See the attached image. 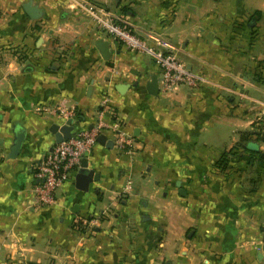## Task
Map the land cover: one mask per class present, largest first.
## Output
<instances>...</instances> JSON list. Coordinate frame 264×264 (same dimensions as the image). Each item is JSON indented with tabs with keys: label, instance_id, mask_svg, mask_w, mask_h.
<instances>
[{
	"label": "crops",
	"instance_id": "crops-1",
	"mask_svg": "<svg viewBox=\"0 0 264 264\" xmlns=\"http://www.w3.org/2000/svg\"><path fill=\"white\" fill-rule=\"evenodd\" d=\"M27 1L0 0V264H264V140L250 142L263 156L215 165L264 116V0H87L145 40L167 39L215 82L158 95L146 89L154 59L113 41L81 0H31L38 19ZM44 104L73 108L77 128L100 120L132 141L121 150L107 131L112 145L97 142L57 201L40 206L33 166L61 124L36 112ZM88 172L97 180L82 188ZM76 220L90 223L78 231Z\"/></svg>",
	"mask_w": 264,
	"mask_h": 264
},
{
	"label": "built area",
	"instance_id": "built-area-1",
	"mask_svg": "<svg viewBox=\"0 0 264 264\" xmlns=\"http://www.w3.org/2000/svg\"><path fill=\"white\" fill-rule=\"evenodd\" d=\"M79 6L94 19L101 30L109 34L113 41L121 43L127 51L148 54L154 59L159 69V92H170L181 85L195 87L200 83L215 84L207 76L188 68L175 54L177 48L167 39L154 34H149L151 41L143 39L125 17L112 14L97 3L81 0ZM35 110L41 114L58 116L61 124L69 119L75 122L77 118L73 108L64 104L36 105ZM107 131L113 133V140L119 149L126 150L131 144L132 139L123 131L98 120L91 128L75 126L70 138L55 143L34 163L33 177L36 183L33 191L38 205H51L57 201L58 189L70 178L76 167L80 166L81 160L91 152L97 144V137L100 134L105 135ZM89 223L87 220H76L74 229L83 231Z\"/></svg>",
	"mask_w": 264,
	"mask_h": 264
},
{
	"label": "water",
	"instance_id": "water-1",
	"mask_svg": "<svg viewBox=\"0 0 264 264\" xmlns=\"http://www.w3.org/2000/svg\"><path fill=\"white\" fill-rule=\"evenodd\" d=\"M23 8L24 11L26 12V14L31 18V19H38L42 16V10L35 4L32 3L31 0H28L27 2H25L23 4ZM96 46L98 47V49L100 50V53L102 55V58L105 60H108L111 55H112V51L109 48V42L105 41L103 39H99L96 43ZM122 86V84H121ZM146 89L147 91L152 94V95H158L159 93V88H158V82H157V75H153L150 80H148L147 84H146ZM75 128V124L73 122L72 119H69L65 124H57L54 123L52 124V126L50 127V131L52 132V134L54 135V143H59L65 139H68L71 137L72 132ZM23 139H24V131L20 128H17L15 130V138H14V142L13 145L11 147V152L9 154V157L14 158L18 155V153L20 152L22 143H23ZM97 142L107 145V146H111L112 142L107 140L106 136L104 134H100L97 137ZM88 163L86 158H83L81 160L80 166L82 167H87ZM82 178V185L81 187L84 188V182L85 181H95L97 180V174H94L93 172H88V174H80L79 178Z\"/></svg>",
	"mask_w": 264,
	"mask_h": 264
},
{
	"label": "trees",
	"instance_id": "trees-1",
	"mask_svg": "<svg viewBox=\"0 0 264 264\" xmlns=\"http://www.w3.org/2000/svg\"><path fill=\"white\" fill-rule=\"evenodd\" d=\"M253 138L258 142L264 140V116H262L257 123H254L253 127L250 130L242 131L239 141L226 152L230 153L233 149L240 148L241 150L246 152L248 156H254L256 154H260L261 156H263L260 151H257L255 148H253V146H251L252 144H250V142ZM225 154L226 153L224 152L215 163L216 167L221 170L227 168L228 156H226Z\"/></svg>",
	"mask_w": 264,
	"mask_h": 264
},
{
	"label": "rangeland",
	"instance_id": "rangeland-1",
	"mask_svg": "<svg viewBox=\"0 0 264 264\" xmlns=\"http://www.w3.org/2000/svg\"><path fill=\"white\" fill-rule=\"evenodd\" d=\"M261 106H263V104H262ZM263 107H264V106H263ZM225 153H226V154H225L226 156H230V157H228V164H227V167L230 166L231 163H232V165H233L234 163L237 164V163L243 161L242 156H248V155L246 154V152H244V151L241 150L240 148H235V149H233L230 153H228V152H225ZM258 156H261V155L258 154ZM232 159H233V161H232ZM231 161H232V162H231Z\"/></svg>",
	"mask_w": 264,
	"mask_h": 264
}]
</instances>
